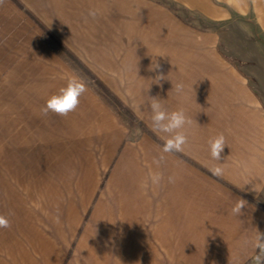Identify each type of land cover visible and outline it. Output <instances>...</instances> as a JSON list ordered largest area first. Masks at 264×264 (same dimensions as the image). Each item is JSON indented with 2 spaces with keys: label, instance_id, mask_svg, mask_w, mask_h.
Wrapping results in <instances>:
<instances>
[{
  "label": "crops",
  "instance_id": "0c3cea01",
  "mask_svg": "<svg viewBox=\"0 0 264 264\" xmlns=\"http://www.w3.org/2000/svg\"><path fill=\"white\" fill-rule=\"evenodd\" d=\"M179 1L210 19L217 20L222 11L226 21L247 19L251 34L264 45V0H218L223 7L212 0ZM55 3L54 17L60 20L55 29L70 27L64 36L80 42L81 53L76 55L144 128L133 130L94 94L80 98L71 112V127L58 125L65 132L64 157L79 153L72 165L112 168L106 179L111 208L105 211L99 205L93 216L103 215L111 225L105 232H111V238L105 236L104 242L113 247L112 256L102 255L105 251L99 252L94 235L86 233L80 243L86 251L81 264H264V247L257 245L258 232L264 234V101L250 87L248 76L219 52L216 35L190 28L152 0ZM89 9L98 15L85 23ZM62 40L72 47V40ZM155 64L159 68L150 70ZM157 75L164 80L155 81ZM178 83L184 85L181 93L175 90ZM149 98H159L169 112L183 109L192 121L185 128L184 150L166 155L159 167L154 160L166 137L153 129ZM70 130L75 139L69 150ZM220 134L226 147L217 161L209 142ZM218 166L222 174L213 175ZM153 172L164 177L158 186L149 179ZM173 175L176 182L169 183ZM88 184L84 179L79 184V191L87 192L82 193L83 204L94 189ZM57 195L59 205L51 211L63 222L54 224L59 242L66 245L80 207L73 201L74 192L68 210ZM2 197L8 200L7 194ZM239 198L248 204L241 216L232 214ZM6 209L5 203L0 205V216L8 219ZM58 244L50 240L42 247L18 225L0 229V264H62ZM97 253L103 258H94Z\"/></svg>",
  "mask_w": 264,
  "mask_h": 264
},
{
  "label": "rangeland",
  "instance_id": "374dc122",
  "mask_svg": "<svg viewBox=\"0 0 264 264\" xmlns=\"http://www.w3.org/2000/svg\"><path fill=\"white\" fill-rule=\"evenodd\" d=\"M55 1L59 0H3L0 4V99L3 100L4 109H15L19 112L21 136L25 138V142L32 141L30 148L24 149V142L20 143L15 138L16 130L7 131L8 124H12L13 120L4 118L6 131L0 125V205L5 203L8 206L4 214L8 216L11 226L18 225L20 229L22 227L26 237L31 236L33 241L41 242L42 247L50 240H57L63 258L62 264H81L82 254H86V251H81L80 243L86 233H90L92 237L94 235L93 238L101 245L99 252L105 251L102 255L112 256L113 247L106 245L105 235L102 234L105 232H102L98 226L99 219L93 217L99 205H102L101 209L105 211L111 208V200L106 199V179L110 176L112 168L110 170L105 165L99 171L95 170L97 165L88 163H85L88 165H72L74 161H79V153L69 152V159L67 158L65 162L59 161L61 155L65 156L66 148L65 132L59 129L58 125L62 122L71 127L72 114L61 117L49 112L45 116L42 115L41 109L53 96L59 95L70 81L78 79L87 87L81 98L87 99L94 94L114 113L122 116L133 130L135 127L139 130L144 128L138 123V117L124 106L101 79L83 63V59L77 56L81 53L80 42H74L72 35L64 36L65 29L70 27L63 25L62 31L55 29L57 22L60 21L54 17L56 9L52 3L56 4ZM152 1L174 12L176 18L187 26L191 25L190 28L216 35L219 52L248 76L250 87L264 101V45L258 39V35L251 34L254 32L253 27L248 25L247 19L245 23L239 17L226 21L221 19L224 18L225 11L221 12L222 16L217 20L210 19L204 12L195 10L179 0ZM212 1L221 7L224 6V3L218 0ZM57 32L65 40H72V49L62 37L57 35ZM258 77L261 78L260 81ZM97 81L102 86L98 85ZM17 98L19 101H16ZM62 119L68 121L65 123ZM69 133L70 145L67 149L70 150L74 146L75 138L72 137L74 133L71 130ZM15 157L20 160L19 163L6 162ZM6 165H13L12 171L15 166L24 165L25 172L21 173V179L26 176L27 179L32 175L37 181L35 185L27 184L28 180H25V184H12L16 187L18 196L25 199L24 203L23 201L17 203L10 198L5 200L2 197L7 194V190L9 192V186L14 190L7 181H2L11 170ZM64 165L70 179L69 189L66 192L64 190L66 184L62 180L65 178L59 180L58 177L61 175L59 173L64 171L62 168L65 167ZM85 174L90 178L86 179ZM83 179L85 183H89L88 187H94L92 193L85 199L86 204H83L82 193L86 195L87 192L79 191L81 187L79 184ZM43 185L59 189L57 194L63 197L61 202L67 210L70 194L74 192L73 201L80 207L79 221L73 232L68 235L69 243L66 245L59 242V228L50 220L51 208L47 198L41 195L43 191H40ZM29 186L32 191L29 190ZM29 224H36L33 230L27 229ZM67 226H63L65 230H71ZM108 227L107 225V231ZM74 234L71 239V235Z\"/></svg>",
  "mask_w": 264,
  "mask_h": 264
},
{
  "label": "clouds",
  "instance_id": "9594fccd",
  "mask_svg": "<svg viewBox=\"0 0 264 264\" xmlns=\"http://www.w3.org/2000/svg\"><path fill=\"white\" fill-rule=\"evenodd\" d=\"M3 3V0H0V4ZM98 10L89 9L87 16L84 18L85 23L88 21V17H91L93 20L97 18ZM159 68V65L155 64L150 70H156ZM164 80L163 75H157L155 81ZM184 85L181 83L176 84L175 90L177 93L183 91ZM87 91L86 85L79 81L78 79H73L69 82L68 86L61 90L59 95L53 96L41 109L42 115L47 116L49 112L54 113L55 115L66 117L71 112H74L80 103L81 96ZM151 103L149 105L152 116L151 121L154 131L165 134V142L161 148V155L158 159L154 160V163L157 167L160 166L161 162L165 161L166 155L179 153L184 150V146L188 143V135L185 132L186 126L192 123L191 119L186 115L183 109L176 111H167L164 108L161 100L159 98H149ZM211 156L213 159L220 161L221 154L226 147V138L223 134L218 135L212 141L209 142ZM213 175H220L223 172L221 166L216 167L212 170ZM151 184L158 186L161 181L164 179L162 173L153 172L149 177ZM177 177L175 175L168 177L169 183H175ZM247 201L239 198L232 208V214L241 216L242 209L247 208ZM54 223L60 224V217L57 215L54 219ZM11 228V222L4 216H0V229ZM257 245L259 247H264V234L258 232L257 236Z\"/></svg>",
  "mask_w": 264,
  "mask_h": 264
},
{
  "label": "bare ground",
  "instance_id": "6f19581e",
  "mask_svg": "<svg viewBox=\"0 0 264 264\" xmlns=\"http://www.w3.org/2000/svg\"><path fill=\"white\" fill-rule=\"evenodd\" d=\"M16 101H19V99L17 98V100ZM3 100H1L0 99V119H1V124L0 125H2V128H4V126H5V124L3 123V121H4V118H7V119H10V120H13L12 121V124L10 123V125L8 124V126H9V130H7L8 132L10 131V132H13V131H15V132H17L16 133V140H18L20 143L21 142H24V149L25 148H27V149H29L30 148V145H32V141L31 140H28L27 142H25V138L24 137H22L21 136V132H20V114H19V112L18 111H16L15 109H4V107H3ZM17 113H18V115H17ZM14 117H13V116ZM17 115V116H16ZM7 124V123H6ZM4 130H5V128H4ZM11 130H13V131H11ZM6 131V130H5ZM29 146V147H28ZM19 159H17L16 157L15 158H11V159H8V161H6L7 163H19ZM59 161H61V162H65L66 161V158L64 157V155H61V157H60V160ZM7 166V168L10 170L9 172H8V175H7V177L5 178L4 177V179L2 180L3 182H6L7 181V183H9V185H12L13 183H17V184H25L26 182H25V180H28L27 181V184H33V185H35V184H37V181L35 180V178L32 176V175H30V177H28L27 179H25L26 177H24V178H22L21 179V177H20V175H21V173H24L25 172V170H24V165H17V166H15V169H13V171H12V168H14V166L13 165H6ZM65 167H62V168H64V171L63 172H60L59 174H61L60 176H58V177H60L59 178V180H61V178H65V179H62V180H64L65 181V186L64 187H66L67 189H69V185H70V179H68V174H67V170H66V165H64ZM59 167H61V165L59 166ZM96 170V169H95ZM85 177H86V179H89L90 177L89 176H87L86 174L84 175ZM57 177V178H58ZM38 184H40V181H39V183ZM13 186V185H12ZM14 187V186H13ZM29 190H31V187L29 186ZM58 190L59 189H54V188H52V187H50V186H48V185H43L42 186V189L40 190V191H43L42 192V196L44 197V198H47V200H48V205H49V207L51 208V209H53V207H55L56 209H57V207H58V205H59V200H58V195H57V192H58ZM32 191V190H31ZM7 194H8V198H10L11 200H13V201H17V203L19 202V201H23V203L25 202V199L24 198H21V196L19 197L18 196V193H17V190H16V187H14V190L12 189V187H10L9 186V192H8V190H7ZM31 195V194H30ZM56 198V199H55ZM71 213V210H69V214ZM52 215V217H50V219L51 220H54L55 219V217L57 216L56 215V213H52L51 214ZM63 222H62V220H61V218H60V225L62 224ZM107 223L108 222H106V218L103 216V215H101V216H99V224H98V226L100 227V230L102 231V232H106L107 231ZM35 225L36 224H29V226H28V230H33V228L35 227ZM37 230V229H36ZM108 231H111V225H109V227H108ZM103 235H105L106 237H109V238H111L110 236H111V232H109V234H106V233H102ZM54 254H55V250L53 249L52 251H51V254L49 255V257H53L54 256ZM94 258H98V259H101V258H103L102 256H101V254H99V253H97L96 255H95V257Z\"/></svg>",
  "mask_w": 264,
  "mask_h": 264
},
{
  "label": "trees",
  "instance_id": "16d2710c",
  "mask_svg": "<svg viewBox=\"0 0 264 264\" xmlns=\"http://www.w3.org/2000/svg\"><path fill=\"white\" fill-rule=\"evenodd\" d=\"M97 84L98 85H100V86H102V84L99 82V81H97ZM104 89V88H103ZM104 90H106V89H104ZM107 91V90H106ZM245 197V196H244ZM252 202H254V201H252Z\"/></svg>",
  "mask_w": 264,
  "mask_h": 264
}]
</instances>
